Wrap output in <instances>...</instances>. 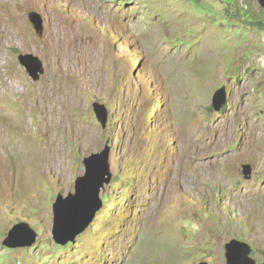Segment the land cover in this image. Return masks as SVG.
Returning <instances> with one entry per match:
<instances>
[{"label": "rangeland", "instance_id": "obj_1", "mask_svg": "<svg viewBox=\"0 0 264 264\" xmlns=\"http://www.w3.org/2000/svg\"><path fill=\"white\" fill-rule=\"evenodd\" d=\"M0 25V264H227L232 239L264 263L260 0H0ZM107 144L103 208L60 246L53 204ZM19 223L37 242L10 249Z\"/></svg>", "mask_w": 264, "mask_h": 264}, {"label": "water", "instance_id": "obj_2", "mask_svg": "<svg viewBox=\"0 0 264 264\" xmlns=\"http://www.w3.org/2000/svg\"><path fill=\"white\" fill-rule=\"evenodd\" d=\"M264 8V0H260ZM29 19L34 25L37 34L44 35V20L41 14L32 12ZM21 65L26 69L28 75L34 82H39L45 74L46 69L43 61L34 54H21L19 56ZM228 95L225 86L218 89L213 96V108L219 112L227 104ZM94 111L99 123L103 128L108 125V113L104 106L94 104ZM111 147L109 144L97 153L85 157V173L77 177L75 182V193L67 197L59 194L53 204V229L54 241L60 246H66L86 232L95 220L97 213L103 208L104 202L101 192L109 185L114 177L110 165ZM243 174L246 179L251 178L250 167H244ZM38 235L24 224H16L4 240V246L10 249L31 247L37 242ZM251 247L242 241L232 239L226 245L227 264H257L251 257ZM199 264H208L201 262ZM264 264V263H262Z\"/></svg>", "mask_w": 264, "mask_h": 264}, {"label": "bare ground", "instance_id": "obj_3", "mask_svg": "<svg viewBox=\"0 0 264 264\" xmlns=\"http://www.w3.org/2000/svg\"><path fill=\"white\" fill-rule=\"evenodd\" d=\"M1 25H2V24H1ZM1 25H0V26H1ZM1 28H2V27H1ZM3 28H4V27H3ZM3 30H4V29H3ZM9 41L12 43V42L15 41V39H14V38H11Z\"/></svg>", "mask_w": 264, "mask_h": 264}, {"label": "clouds", "instance_id": "obj_4", "mask_svg": "<svg viewBox=\"0 0 264 264\" xmlns=\"http://www.w3.org/2000/svg\"><path fill=\"white\" fill-rule=\"evenodd\" d=\"M89 229V228H88ZM70 243H72V242H70Z\"/></svg>", "mask_w": 264, "mask_h": 264}]
</instances>
